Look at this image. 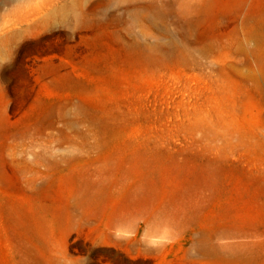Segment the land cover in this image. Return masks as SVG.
Here are the masks:
<instances>
[{"label":"rangeland","instance_id":"1","mask_svg":"<svg viewBox=\"0 0 264 264\" xmlns=\"http://www.w3.org/2000/svg\"><path fill=\"white\" fill-rule=\"evenodd\" d=\"M261 178L264 0H0V264H264Z\"/></svg>","mask_w":264,"mask_h":264},{"label":"crops","instance_id":"2","mask_svg":"<svg viewBox=\"0 0 264 264\" xmlns=\"http://www.w3.org/2000/svg\"><path fill=\"white\" fill-rule=\"evenodd\" d=\"M262 181V178L257 179V184L255 186L252 184H248L244 192L240 194L242 196H250L252 198L253 210L249 213L250 219L246 218L248 224H250L249 228L247 227V229H244L243 227H240L241 221H238L234 218L229 221L222 220V227L225 233L221 234L219 232V238L227 241L225 249H242L240 245L248 242L255 243L256 247L264 245V242L254 239V237L260 235L261 231L257 218L255 220V217H253L254 213L259 214L264 212V201H261V199L264 198V184H262ZM243 237H246V239L241 240V238Z\"/></svg>","mask_w":264,"mask_h":264},{"label":"bare ground","instance_id":"3","mask_svg":"<svg viewBox=\"0 0 264 264\" xmlns=\"http://www.w3.org/2000/svg\"><path fill=\"white\" fill-rule=\"evenodd\" d=\"M243 222H244V220H243ZM244 224L249 225L248 222H247V220H245ZM244 224H243V225H244ZM243 228H244V229H247V228H245V227H243ZM222 231H223V227L220 228V233H221V234H224L225 231H223V232H222ZM245 244H248V243H245ZM225 245H226V244H225ZM242 245H244V244H241L240 246H242ZM244 249H245V248H244ZM244 249H241V250L238 249L239 252L236 251V250H233V249H232L231 252H232V254H233L234 257L236 256V257H240V258H241L242 256H245L244 253H243ZM245 258H246V256H245Z\"/></svg>","mask_w":264,"mask_h":264}]
</instances>
